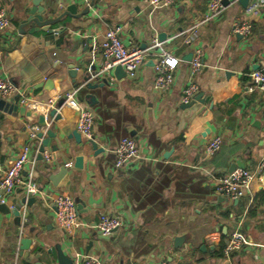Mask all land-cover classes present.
Here are the masks:
<instances>
[{
  "label": "crops",
  "instance_id": "crops-1",
  "mask_svg": "<svg viewBox=\"0 0 264 264\" xmlns=\"http://www.w3.org/2000/svg\"><path fill=\"white\" fill-rule=\"evenodd\" d=\"M51 1L60 3L54 18L71 5L78 15L86 8L89 13L65 18L51 33L22 37L19 28L30 0H0V11L11 21L0 33V77L13 80L34 100L28 107L19 100L11 103L18 96L0 99V182L29 143V128L44 120L48 101L62 96L60 101L69 92L76 91L81 108L94 112L93 131L103 151L96 155L90 142L71 137L80 113L66 101L58 106L57 117L48 118V126L41 129L49 139L45 152L51 161L44 154L39 159L37 139L23 169V176L34 174L42 194L27 195L18 187L8 201L9 212L0 207V264H58L60 256L75 263L88 254L103 264H264V171L252 193L237 201L216 193L222 177L254 170L264 157V94L248 90L250 74L264 69V6L253 10L259 0H249L247 6L237 0L206 22L209 0H173L161 8L146 0ZM240 20L252 27L248 39L234 33ZM113 28H120L127 46L149 55L160 40L181 60L170 91L154 87L153 55L147 56L135 79L116 76V69L107 78L93 77L103 65L94 44ZM194 29L199 37L188 43ZM198 48L204 57L195 80L199 91L185 105L182 97ZM70 66H75V76ZM41 68L53 81L51 91L36 89L39 83L33 77ZM85 74L96 88L87 87ZM48 131L56 137L49 138ZM215 136H221L223 144L208 157L205 146ZM127 137L137 142L142 159L117 171L114 149ZM68 163L72 167L67 168ZM62 170L66 173L60 176ZM60 194L78 206L82 227L72 235L55 220L52 198ZM104 214L123 221V227L105 239L95 229ZM236 230L249 245L226 259L222 249ZM177 238L183 241L176 244ZM20 240H31L28 250H20Z\"/></svg>",
  "mask_w": 264,
  "mask_h": 264
},
{
  "label": "built area",
  "instance_id": "built-area-1",
  "mask_svg": "<svg viewBox=\"0 0 264 264\" xmlns=\"http://www.w3.org/2000/svg\"><path fill=\"white\" fill-rule=\"evenodd\" d=\"M229 3L237 0H209L208 11L205 16L206 22L212 21L224 9V2ZM153 8L169 6L173 0H146ZM264 6V0H259L252 9L258 10ZM11 25L9 16L0 11V33L6 31ZM120 28H113L107 31L102 42L94 44V52L103 57L102 69L93 77L101 80L117 68L121 67L129 79H135L138 76L139 69L145 63L147 56H154V87L161 92H168L172 89L174 83V73L178 69L181 60L166 51L159 41H155L151 47V53L146 54L138 47L127 46L120 37ZM234 33L248 39L252 34V27L246 20H240L234 27ZM199 37L198 30L189 32L187 42L191 43ZM204 68V57L201 48L195 50L191 60V81L184 90L182 103L190 104L199 91L196 78ZM252 86L249 91L260 90L264 94V69H258L250 74ZM114 81L113 76L109 77ZM76 91L69 92L63 97L69 106L77 109L80 113L76 131L88 142H96L93 127L95 124V114L93 111L84 110L76 98ZM18 96L20 104L24 106H34V100L28 98L14 83L5 77H0V99H12ZM62 96L51 98L48 103V111L44 116L48 122L49 112L57 109V102ZM48 126V123H47ZM41 128L36 124L29 128V143L14 161V163L4 172L0 182V205H7L8 201L15 193L18 187H22L27 195L40 196L42 191L34 181V174L29 172L23 176V169L29 161L31 146L38 137ZM223 144L221 136H215L205 146V154L208 157L214 156ZM115 163L114 168L117 171L129 169L142 159L137 142L130 137L122 139L114 149ZM44 159L51 161L48 152L44 153ZM72 163L66 164L67 168L72 167ZM264 171V157L260 160L254 170L239 169L232 174L222 177L216 186V193L231 201H237L252 193L253 184L256 178ZM52 204L55 209V220L57 226L69 235L82 227L78 206L75 200L68 195H56L52 198ZM123 227V221L118 216L104 214L100 217L95 229L104 237H111L115 231ZM249 245L246 237L240 230L233 232L223 248V256L229 259L233 254L242 251ZM73 264H103V260L95 255H85ZM169 264V263H162Z\"/></svg>",
  "mask_w": 264,
  "mask_h": 264
},
{
  "label": "water",
  "instance_id": "water-1",
  "mask_svg": "<svg viewBox=\"0 0 264 264\" xmlns=\"http://www.w3.org/2000/svg\"><path fill=\"white\" fill-rule=\"evenodd\" d=\"M239 2L243 5V6H247V4L249 3V0H239ZM229 2L225 1L224 2V6H228ZM59 6L60 3H53L51 0H30V7L29 9H27L25 12V19L22 21L20 28H19V34L24 37L26 35L29 36H35L36 34H38L39 32H45V33H51L52 31V26L56 25L58 23H60L62 20H64L65 18H80L81 16L87 15L89 13V8H86L84 10V12H82L81 15L77 14V7L76 6H68L65 9H61L60 11L62 12V14H60L59 16H57L56 18L55 15L58 13L59 11ZM29 29V30H26ZM26 39L23 38V42H25ZM160 42V40H159ZM17 48L15 50H13L12 55L14 53V51H16ZM27 69L28 67H21V72L20 75L25 78L26 74H27ZM71 71V75L75 76L77 74V70L75 68V66H70ZM40 70V75L37 76V74L34 75V77H36V80L33 77V81L38 82L39 84L36 86V89H44L46 91H51L53 89V81L51 79H48V76L45 75V71L41 69ZM125 74L124 70L121 67H117L116 71H115V75L116 76H122L121 74ZM45 75V76H43ZM126 75V74H125ZM38 79V81H37ZM45 79V80H44ZM14 85H16V83L11 80ZM23 81V80H22ZM83 81L87 83V87L89 89H93L96 88L97 86L91 83V76L89 74H85L83 76ZM106 81V80H105ZM107 82V81H106ZM23 84V82H21ZM32 83V81L30 82ZM103 83L100 85L102 86ZM19 100V98H15L11 101V103H17ZM1 101V100H0ZM66 99H62L58 102L57 104V108L58 106L61 107L63 106V104L65 103ZM3 103V101H2ZM16 108V106L14 107ZM1 110V108H0ZM26 108H21V112H25ZM49 117L50 118H55L57 117V109H53L49 112ZM41 129L47 127V123L45 120H42L40 122H38L37 124ZM47 135L49 138H55V134L52 131H48ZM38 139L41 141V146L39 148V159H43V154L46 151V148L48 147V143H49V139L45 138V133L43 132H39L37 135ZM78 143L82 142V136L77 132H73L72 136ZM93 150L96 152V155L100 152H102V149H99V146L96 142H90ZM66 173V170H62L61 173L59 174L60 176L62 174ZM58 175V177H60ZM55 180V178H53ZM1 209L4 212H9L8 210V206L7 205H0ZM80 208V207H79ZM15 212V216L18 220V222H20V212L18 208L14 209ZM101 238L105 239L104 237H102L100 235ZM183 240L182 238H177L176 239V244L181 243ZM31 240H20V250L21 251H26L29 249V247L31 246ZM58 264H73V260L71 259H65L62 256H60L58 258Z\"/></svg>",
  "mask_w": 264,
  "mask_h": 264
},
{
  "label": "trees",
  "instance_id": "trees-1",
  "mask_svg": "<svg viewBox=\"0 0 264 264\" xmlns=\"http://www.w3.org/2000/svg\"><path fill=\"white\" fill-rule=\"evenodd\" d=\"M222 251H223V249H222ZM222 255H223V252H222Z\"/></svg>",
  "mask_w": 264,
  "mask_h": 264
}]
</instances>
